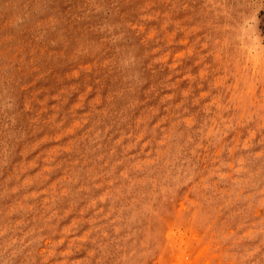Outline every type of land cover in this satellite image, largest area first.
Segmentation results:
<instances>
[{"label":"rangeland","instance_id":"1","mask_svg":"<svg viewBox=\"0 0 264 264\" xmlns=\"http://www.w3.org/2000/svg\"><path fill=\"white\" fill-rule=\"evenodd\" d=\"M0 264H264V0H0Z\"/></svg>","mask_w":264,"mask_h":264}]
</instances>
